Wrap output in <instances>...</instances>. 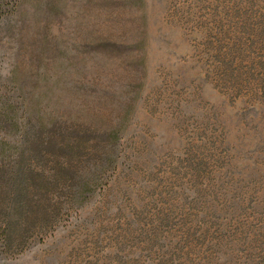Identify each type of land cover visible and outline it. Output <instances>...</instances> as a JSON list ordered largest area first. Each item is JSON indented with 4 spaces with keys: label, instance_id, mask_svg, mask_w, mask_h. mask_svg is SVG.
<instances>
[{
    "label": "rangeland",
    "instance_id": "374dc122",
    "mask_svg": "<svg viewBox=\"0 0 264 264\" xmlns=\"http://www.w3.org/2000/svg\"><path fill=\"white\" fill-rule=\"evenodd\" d=\"M0 73L123 130L105 189L0 264H264V0H22Z\"/></svg>",
    "mask_w": 264,
    "mask_h": 264
},
{
    "label": "trees",
    "instance_id": "16d2710c",
    "mask_svg": "<svg viewBox=\"0 0 264 264\" xmlns=\"http://www.w3.org/2000/svg\"><path fill=\"white\" fill-rule=\"evenodd\" d=\"M21 5L0 0V23ZM54 96L0 73V253L8 257L69 224L118 168L123 130L99 127Z\"/></svg>",
    "mask_w": 264,
    "mask_h": 264
}]
</instances>
